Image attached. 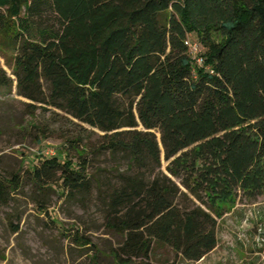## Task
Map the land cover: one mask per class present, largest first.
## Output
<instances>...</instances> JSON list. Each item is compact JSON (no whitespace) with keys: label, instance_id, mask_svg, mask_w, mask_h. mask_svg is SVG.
I'll list each match as a JSON object with an SVG mask.
<instances>
[{"label":"trees","instance_id":"16d2710c","mask_svg":"<svg viewBox=\"0 0 264 264\" xmlns=\"http://www.w3.org/2000/svg\"><path fill=\"white\" fill-rule=\"evenodd\" d=\"M0 55L15 78L0 66V87L102 132L125 162L114 183L90 176L79 138L32 171L63 196L96 185L115 264L156 248L199 262L219 219L264 194V0H0Z\"/></svg>","mask_w":264,"mask_h":264},{"label":"rangeland","instance_id":"374dc122","mask_svg":"<svg viewBox=\"0 0 264 264\" xmlns=\"http://www.w3.org/2000/svg\"><path fill=\"white\" fill-rule=\"evenodd\" d=\"M0 66L15 79L1 55ZM33 106L18 96L16 81L12 87H0V186L5 187L0 200V264H115L110 252L119 239L108 231V210L96 185L85 196H63L57 177L51 187L39 188L32 171L50 156L63 158L71 141L79 138L81 147L87 144L94 151L88 154L90 176L114 183L116 170H126L125 162L110 159L101 149L102 132L62 111ZM70 152L77 162L76 151ZM167 166L163 159L165 173ZM218 222V245L199 262L159 248L151 262L264 264V194L238 200Z\"/></svg>","mask_w":264,"mask_h":264},{"label":"built area","instance_id":"2783aa9c","mask_svg":"<svg viewBox=\"0 0 264 264\" xmlns=\"http://www.w3.org/2000/svg\"><path fill=\"white\" fill-rule=\"evenodd\" d=\"M186 45L189 47L192 54L197 55L200 52L199 44H197L195 42H190V40H189L186 42ZM199 62H201V61H199Z\"/></svg>","mask_w":264,"mask_h":264}]
</instances>
